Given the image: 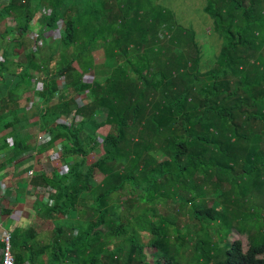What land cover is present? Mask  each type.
<instances>
[{"label":"trees","instance_id":"trees-1","mask_svg":"<svg viewBox=\"0 0 264 264\" xmlns=\"http://www.w3.org/2000/svg\"><path fill=\"white\" fill-rule=\"evenodd\" d=\"M4 1L0 148L10 136V162L33 153L35 125L51 136L36 153L60 151L68 170L30 179L47 190L40 216L53 227L9 231L16 264H264L254 208L264 212V0H205L220 42L206 69L197 30L150 0ZM41 7L44 27L63 22L54 47L27 42ZM90 11L103 64L83 30ZM8 17L12 30L2 29ZM90 70L99 78L86 82ZM28 93L32 108L19 113Z\"/></svg>","mask_w":264,"mask_h":264},{"label":"crops","instance_id":"crops-1","mask_svg":"<svg viewBox=\"0 0 264 264\" xmlns=\"http://www.w3.org/2000/svg\"><path fill=\"white\" fill-rule=\"evenodd\" d=\"M5 1L9 2V0ZM45 11L46 10H44L43 7H41L40 10L35 11L36 15L32 23L33 31L29 34V37H27L29 45H32L33 41H35L36 38L37 40L39 38L43 43H46V47L49 45L54 47L60 40L61 34L58 35L57 32H59L63 22L60 20L52 28L44 27V24L48 22V17L46 15L51 17V14L49 12L45 13ZM15 26L16 22L14 18L8 17L6 18L2 29L6 27L12 30ZM10 39H12V35L7 38V41ZM24 49L26 50L25 47ZM24 49L18 50L20 56L16 57L17 61L24 57ZM47 50L48 48H46V52H48L50 56V52ZM101 50L104 52L103 49ZM4 54L5 50H3L0 55V62L3 60L2 56ZM105 58V55L103 57L95 55V63L103 64L105 62L103 59ZM53 64L55 65V62ZM5 75H8L7 77L8 80L11 81V85L16 81L14 76H9L10 74ZM86 76L87 74L84 76L85 81ZM28 95L29 93L21 100L22 106H25V108H21L19 113H23L29 109L31 110L32 107L28 105L27 101ZM4 98L7 99L8 97L5 96ZM31 98L33 99V97ZM76 99L78 102L82 103L79 96H76ZM37 102H40V99H38ZM38 118L39 117H34L30 121L32 123H37ZM27 131L34 136L32 137L33 139L29 140L36 145V149L33 153H29L19 161L12 160V162H10L12 152L11 146L13 144V140L10 136H7L6 138L7 147L0 148V237L7 231L13 232L16 229L27 230L32 225L35 226L36 230L39 231L38 234L41 236L47 235L48 232L51 233L53 227L51 225L52 223H45L44 219L40 216L41 207L47 203V190L43 186H34L30 179L34 177L35 173L40 174L41 172L48 171L51 173L54 171L62 175L68 171L67 166L62 161V163L59 161L60 151L52 149L51 152L45 151L44 154L36 153L40 150V147L48 143V141L43 142L44 139L42 136L44 135V132H41L35 125L28 128ZM9 132L10 130H7L5 134H8ZM29 171H32L33 173L31 177L28 175ZM1 248L2 246L0 247V257Z\"/></svg>","mask_w":264,"mask_h":264},{"label":"rangeland","instance_id":"rangeland-1","mask_svg":"<svg viewBox=\"0 0 264 264\" xmlns=\"http://www.w3.org/2000/svg\"><path fill=\"white\" fill-rule=\"evenodd\" d=\"M72 4V1L70 2L69 5ZM150 5L152 6V8L156 9V10H161V9H174V11L177 14V19L180 21V23H182L185 26H189V27H194L197 30V38L199 39L202 48H203V52H204V69H206L207 67H209L213 62H214V54L217 55V53H219L220 50V42L218 41V36L216 34L213 33V25H212V20L210 18V16L205 13V11L203 10V7L205 5V0H150ZM36 7V4L33 5ZM154 13V12H153ZM153 13L151 15V17L153 16ZM83 16H86V23H83V30L87 33H89V36H87V40H94V42H96V40L99 41V43H96L95 46L93 47V53L98 55L99 57H103L105 55V52H103L100 49L101 46V42H102V38L100 39V36L102 34V32L100 30V26L98 25V23L96 24L95 22V13L93 11H90L88 14H83ZM97 31L98 37L96 39H93V32ZM63 31L61 30V28L59 29V32H57L58 35H60ZM92 34V35H91ZM108 36H110V34H108ZM36 43V41H33V45ZM105 61V59H103ZM104 70V69H103ZM102 71V70H99ZM95 71L90 70L87 73L86 76V81L87 82H93L95 79L99 78V75H95ZM105 117V111L103 110V112H100L98 114V120L102 121ZM66 123V121H65ZM91 161L95 160V156H91ZM99 179L102 178L101 175H97ZM260 200L264 201V199L259 198ZM259 204V203H258ZM207 205L208 206H212L211 201H207ZM176 205L173 202H170L166 208L168 209H173ZM252 206L250 205V208ZM255 211L258 217H260V223H259V227L257 230L258 236L262 237L264 236V212L262 211L261 207L258 205L256 207ZM163 211V209H161ZM165 210V209H164ZM169 211V210H168ZM254 211V210H253ZM190 230H192L191 232V237L192 238H196L195 233H196V229L195 226L193 225H189ZM187 232H189V229L187 228L186 230ZM232 234V239L233 240H241L243 243V247L244 250L247 251L248 249V239L246 237V235L243 234H239L237 231L233 230L231 232ZM144 240H148L151 236L148 232H143L142 233ZM198 240H191V244L192 245H196V242ZM146 253L152 254L153 250L151 248H147L146 249ZM189 254H195V250H191L188 252ZM260 258H264V254L262 256H260Z\"/></svg>","mask_w":264,"mask_h":264},{"label":"built area","instance_id":"built-area-1","mask_svg":"<svg viewBox=\"0 0 264 264\" xmlns=\"http://www.w3.org/2000/svg\"><path fill=\"white\" fill-rule=\"evenodd\" d=\"M35 41L37 42V38L35 39ZM59 81H60V85L64 84L63 79H60ZM58 95H59V92L56 94V96ZM69 118L71 119L72 116ZM70 119L67 120L69 123H70ZM74 122L77 123L78 119L74 118ZM42 138L44 139L43 142H47L51 139V136L48 133H44ZM32 174H33L32 171L28 172V175L30 177L32 176ZM0 241L3 244L1 248V257H0L1 263L0 264H16L15 258L12 253V234L9 231H7L6 233H3L2 236L0 237Z\"/></svg>","mask_w":264,"mask_h":264}]
</instances>
